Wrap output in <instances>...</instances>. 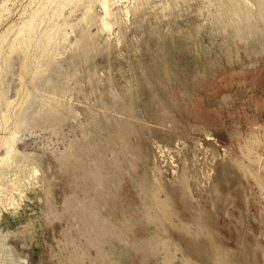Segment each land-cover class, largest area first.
I'll return each instance as SVG.
<instances>
[{
    "label": "rangeland",
    "instance_id": "obj_1",
    "mask_svg": "<svg viewBox=\"0 0 264 264\" xmlns=\"http://www.w3.org/2000/svg\"><path fill=\"white\" fill-rule=\"evenodd\" d=\"M89 3L0 57V264H264V0ZM3 4L0 37L39 7Z\"/></svg>",
    "mask_w": 264,
    "mask_h": 264
},
{
    "label": "bare ground",
    "instance_id": "obj_2",
    "mask_svg": "<svg viewBox=\"0 0 264 264\" xmlns=\"http://www.w3.org/2000/svg\"><path fill=\"white\" fill-rule=\"evenodd\" d=\"M38 2L39 7L37 10L30 13L24 20L23 23L18 27H10L5 32L1 34L0 37V57H3L5 43H8L9 53L22 52L23 54L29 55V49L36 44L37 47L41 48L42 51L46 52L56 40L57 37L63 35V32L57 28L53 29L50 25L59 14H61L63 7L66 4L73 3L77 5L78 3L83 4L84 2H90L84 19L91 18V10L93 8V0H33ZM101 5L103 6L105 18L102 20V27L104 29H111V23L109 22V17L112 16L110 1L111 0H100ZM124 1V0H123ZM251 5V4H250ZM55 6V8H53ZM8 11L7 7L3 4L0 5V26L3 21L4 12ZM128 13V12H127ZM125 14V13H124ZM46 21L47 27L40 32V27L43 26ZM10 32H13V37L10 39ZM41 33V37L37 38V34ZM6 118V117H4ZM15 138L6 139L2 141V146L4 147L5 154L0 155V238L3 233H5L4 227V211L13 210L14 204L9 203L8 205L4 204L3 195L6 191L15 190L21 193L23 182L29 181L30 177L33 176L32 171L29 168V165H20L18 161V151L15 147ZM11 169H17L19 172V179H11L10 184L5 185L6 179L8 178L7 171ZM31 171V172H30ZM33 171H37L33 169ZM18 175V174H17ZM23 177V179H21ZM30 182H28L29 184Z\"/></svg>",
    "mask_w": 264,
    "mask_h": 264
}]
</instances>
